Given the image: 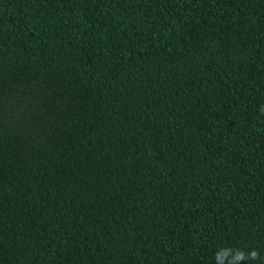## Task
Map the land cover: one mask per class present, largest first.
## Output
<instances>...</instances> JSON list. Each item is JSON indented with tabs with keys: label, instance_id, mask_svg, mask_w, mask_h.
Segmentation results:
<instances>
[{
	"label": "trees",
	"instance_id": "1",
	"mask_svg": "<svg viewBox=\"0 0 264 264\" xmlns=\"http://www.w3.org/2000/svg\"><path fill=\"white\" fill-rule=\"evenodd\" d=\"M262 107L264 0H0V264H264Z\"/></svg>",
	"mask_w": 264,
	"mask_h": 264
},
{
	"label": "clouds",
	"instance_id": "2",
	"mask_svg": "<svg viewBox=\"0 0 264 264\" xmlns=\"http://www.w3.org/2000/svg\"><path fill=\"white\" fill-rule=\"evenodd\" d=\"M261 112L264 113V107L261 108ZM258 253L252 250L250 253H245L242 250H233L231 248H224L217 252L216 260L218 264H240L241 261H246L248 259H257Z\"/></svg>",
	"mask_w": 264,
	"mask_h": 264
}]
</instances>
